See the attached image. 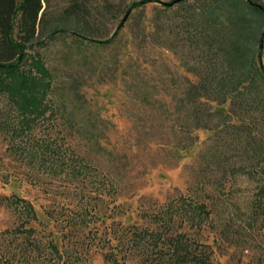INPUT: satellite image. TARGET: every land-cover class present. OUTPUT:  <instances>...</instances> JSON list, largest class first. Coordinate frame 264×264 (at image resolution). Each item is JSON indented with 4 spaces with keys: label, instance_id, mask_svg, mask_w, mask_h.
<instances>
[{
    "label": "rangeland",
    "instance_id": "1",
    "mask_svg": "<svg viewBox=\"0 0 264 264\" xmlns=\"http://www.w3.org/2000/svg\"><path fill=\"white\" fill-rule=\"evenodd\" d=\"M67 1L49 0V13L59 12ZM105 1L111 12L96 13L90 20L94 39L108 38L131 12L109 45L78 50L74 37L66 34L26 50L30 55L38 51L55 73V90L48 96L51 114L20 129V115L0 92V264H107L105 252H116L120 243L126 249L129 227L162 226L161 216L153 217L157 212L171 224V233L206 244L213 264H264L262 156H254L228 127L213 128L214 123L210 130L193 131L191 148H176L170 130L179 132L183 123L175 103L182 97L184 78L195 81L187 68L198 51L181 41L177 28L162 31L152 24L160 3L141 14L129 9L138 0ZM89 7L101 12L102 1L92 0ZM81 56L96 70L85 72L79 95L70 91L72 101L61 109L59 97L69 85L64 73L78 70ZM78 75L83 74L75 76L81 80ZM227 107L221 108L226 112ZM69 117L74 128L66 124ZM79 128L104 129L105 147L113 156L95 157L87 172L83 167L72 175L63 169L64 162L90 153ZM26 139L56 142L55 173L39 169L13 147L20 141L27 144ZM181 196L202 203L207 214L194 216ZM22 203L30 205L34 217L27 216ZM147 242L145 238L126 253L122 250L124 259L117 253L120 262L150 264L141 251Z\"/></svg>",
    "mask_w": 264,
    "mask_h": 264
},
{
    "label": "trees",
    "instance_id": "2",
    "mask_svg": "<svg viewBox=\"0 0 264 264\" xmlns=\"http://www.w3.org/2000/svg\"><path fill=\"white\" fill-rule=\"evenodd\" d=\"M91 1L68 0L59 12L53 14L48 11L49 0H0V92L6 95L20 115V129H27L31 121L47 112L51 114L52 101L48 96L55 90L52 85L55 73L46 66L38 51L30 55L27 48L44 46L46 41L52 42L57 36L66 34L74 37V47L78 50L82 46L109 45L131 16L130 12L108 38L94 39L90 20L96 18V13L102 15L111 11L110 4L101 0L102 11L93 12L89 7ZM190 1L195 2L194 5ZM156 2L162 7L155 9L157 12L152 24L162 31L166 26L177 28L181 41L198 51L196 61L187 68L195 81L184 78L182 97L175 103L179 120L183 123L179 132L170 130L175 147L180 150L191 148L196 141V137H192L193 131L210 130L214 123L213 128L216 129L228 127V133H232L238 142L244 140L253 155L260 154V161L264 162V0H171L165 3L138 0L129 9L142 14L145 7ZM80 60L78 70L67 68L64 73V82L69 85L67 93L59 97L61 109L72 101L70 91H74L75 96L79 95L77 89L85 83V72L96 70L90 66L86 56H81ZM77 74H83L78 75L81 80L75 78ZM143 102L153 106L148 98ZM225 104L228 105L226 112L221 108ZM66 124L75 127L70 117ZM90 126L96 128V122ZM78 133L90 153L83 158L72 155L68 163L64 162L63 169L66 167L72 175L83 172V167L87 172L92 164L90 160L95 157L105 159L113 156L106 150L108 140L104 129L79 128ZM18 143L13 147L23 151L39 169L56 172L53 161L59 153L56 142L32 139V144L29 141L27 144ZM180 198L183 203H190L189 209L194 216L202 212L207 214L202 203H193L183 196ZM13 200L23 199L14 197ZM22 206L27 216H35L30 205L22 203ZM162 215L158 212L153 215L155 218L161 216L158 218L162 225L160 229L138 231L129 227L126 249L125 243H120L116 245V252H105L107 264H123L117 253H122L121 258L124 259L126 254L123 251L126 253L134 243L140 244L145 238L149 242L141 251L147 253L145 259L150 258V264H213L212 253L206 244H199L183 233H171V224ZM49 246L57 251L54 243H49Z\"/></svg>",
    "mask_w": 264,
    "mask_h": 264
},
{
    "label": "water",
    "instance_id": "3",
    "mask_svg": "<svg viewBox=\"0 0 264 264\" xmlns=\"http://www.w3.org/2000/svg\"><path fill=\"white\" fill-rule=\"evenodd\" d=\"M127 15H128V14H126V15L124 16L123 20H125V19H126Z\"/></svg>",
    "mask_w": 264,
    "mask_h": 264
}]
</instances>
